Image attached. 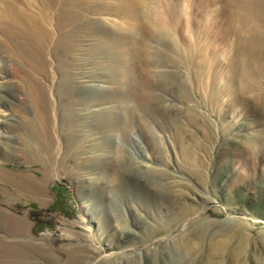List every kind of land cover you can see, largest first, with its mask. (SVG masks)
<instances>
[{
  "label": "rangeland",
  "instance_id": "rangeland-1",
  "mask_svg": "<svg viewBox=\"0 0 264 264\" xmlns=\"http://www.w3.org/2000/svg\"><path fill=\"white\" fill-rule=\"evenodd\" d=\"M27 2L41 41L0 36V264H264V0Z\"/></svg>",
  "mask_w": 264,
  "mask_h": 264
},
{
  "label": "bare ground",
  "instance_id": "bare-ground-1",
  "mask_svg": "<svg viewBox=\"0 0 264 264\" xmlns=\"http://www.w3.org/2000/svg\"><path fill=\"white\" fill-rule=\"evenodd\" d=\"M41 1L43 3V9H42L43 15H44V13L45 14L48 13L47 11L52 5L57 4L58 14H56V15H59L60 18L63 17V21L61 22V25H63L64 22H69V21L74 22V21L78 20V18L80 17L79 16L81 14L80 13V0H59V1L58 0H41ZM27 10H29V5H28L27 0H5L3 12L0 14V36L7 38L11 42H14V44H16V45L18 44L19 40L23 41L25 43V45H30L36 41H41V35L43 34V32H42L43 29H41V28L43 27V24H45L44 22H46L48 20V18L43 17L42 15H38V14L32 16V14H29V11H27ZM51 10H52V8H51ZM56 15H55V17H56ZM53 16H54V14H53ZM55 23H56V21H55ZM19 44H20V42H19ZM21 47H22V44H21ZM23 47H26V46H23ZM36 47H37V45H36ZM9 48H11V47H9ZM26 48H28V47H26ZM32 48H34V47H32ZM35 50L37 51L38 48ZM24 51H27V50L25 49ZM244 63H246V58L244 59ZM41 86H43V85H41ZM246 89H248V88H246ZM44 90H42L37 96L33 97V100H35L36 102L40 101V100L44 101L45 100V91ZM30 96H33V95H30ZM30 101H32V100H30ZM40 103H42V101ZM37 106H38V104L35 107H37ZM43 107H44V105H43ZM39 109H41V108H39ZM47 109H48V106L45 107L44 109H42L43 112H42L41 118H43V121L40 120L42 123L38 126H35L36 125L35 124L32 127V132L34 133V135H36V137L39 140L41 139L40 138L41 133H44L47 130V123L45 122L47 119V113H48ZM41 143H43V142H41ZM22 227H23L22 224L19 223V221H18L17 225L15 227H13L12 229H13V231H14V229L21 231Z\"/></svg>",
  "mask_w": 264,
  "mask_h": 264
}]
</instances>
